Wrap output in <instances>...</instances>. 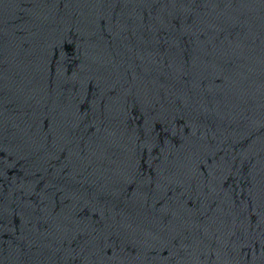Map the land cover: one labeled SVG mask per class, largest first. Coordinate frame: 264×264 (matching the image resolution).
<instances>
[{"label": "water", "instance_id": "95a60500", "mask_svg": "<svg viewBox=\"0 0 264 264\" xmlns=\"http://www.w3.org/2000/svg\"><path fill=\"white\" fill-rule=\"evenodd\" d=\"M0 264H264V0H0Z\"/></svg>", "mask_w": 264, "mask_h": 264}]
</instances>
